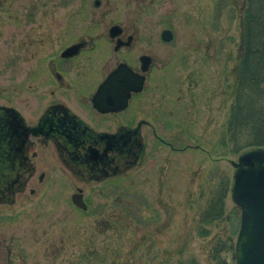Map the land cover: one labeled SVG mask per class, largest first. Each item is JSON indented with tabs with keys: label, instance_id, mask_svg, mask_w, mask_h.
Segmentation results:
<instances>
[{
	"label": "rangeland",
	"instance_id": "rangeland-1",
	"mask_svg": "<svg viewBox=\"0 0 264 264\" xmlns=\"http://www.w3.org/2000/svg\"><path fill=\"white\" fill-rule=\"evenodd\" d=\"M99 2L0 0V103L17 107L33 123L34 103L48 91L46 56L79 34L107 33L119 24L136 35L131 52L153 57L137 115L173 148L143 127L138 160L115 177L89 183L41 149L36 173L44 171L45 178H32L13 203L0 201V264H214L215 240H235L240 217L230 198L229 159L241 151L229 152L226 129L245 0ZM164 28L172 31L168 41L160 37ZM104 39L85 54H93L97 65L112 59L113 67L123 52H113ZM225 177L223 215L203 224ZM78 188L85 209L71 200Z\"/></svg>",
	"mask_w": 264,
	"mask_h": 264
},
{
	"label": "flooded vegetation",
	"instance_id": "flooded-vegetation-1",
	"mask_svg": "<svg viewBox=\"0 0 264 264\" xmlns=\"http://www.w3.org/2000/svg\"><path fill=\"white\" fill-rule=\"evenodd\" d=\"M94 4L100 2L94 0ZM110 27L107 33L79 34L63 45L59 53L54 50L46 56L42 66L48 71L44 78L48 91H40L45 96L34 103L37 111L33 123L17 107L0 103V201L14 202L15 194L23 191L32 178L39 182L45 178L44 171L36 173L41 149H49L58 164L76 180L89 183L115 177L138 160L143 149V127L151 128L158 140L173 148L155 132L150 120L138 116V108L135 109L139 95L146 89L153 57L145 51L131 52L137 46L134 33L125 32L119 25V31L112 35ZM102 37L113 52H123L113 67H109L112 59L108 65H97L93 54H85L98 49ZM72 45L78 47L63 54ZM143 56L149 58L145 70ZM120 63L143 75L141 88L128 89L126 99L121 88H107L102 96L101 84ZM20 117L24 120L23 130L18 122ZM10 123L15 126L14 131L7 128ZM73 195H80L76 197L85 201L81 188L71 194V199Z\"/></svg>",
	"mask_w": 264,
	"mask_h": 264
},
{
	"label": "trees",
	"instance_id": "trees-1",
	"mask_svg": "<svg viewBox=\"0 0 264 264\" xmlns=\"http://www.w3.org/2000/svg\"><path fill=\"white\" fill-rule=\"evenodd\" d=\"M240 25L242 38L236 66L235 101L230 105L226 129L231 154L251 146H264V0H245ZM219 141L225 145L221 137ZM222 181L217 188L220 195L209 202L201 216L203 224L223 215L222 201L229 178ZM207 233L202 228L201 234ZM210 256L214 264H234L233 236L226 240L218 237Z\"/></svg>",
	"mask_w": 264,
	"mask_h": 264
},
{
	"label": "water",
	"instance_id": "water-1",
	"mask_svg": "<svg viewBox=\"0 0 264 264\" xmlns=\"http://www.w3.org/2000/svg\"><path fill=\"white\" fill-rule=\"evenodd\" d=\"M95 3L98 4L99 0H95ZM119 28L117 24L112 25L109 32L113 35L119 31ZM160 36L168 41L173 35L170 29L164 28ZM77 47L78 45H72L66 48L63 54L71 53ZM142 58L144 60L142 69L145 70L149 58L148 56ZM143 78V75L132 72L127 64L120 63L103 81L99 94L104 96L102 92L107 90L106 85L118 81L123 85L122 96L126 99L129 95L128 89L139 90ZM18 122L22 125L23 118L20 117ZM7 128L9 131L15 130V126L11 123ZM21 129L23 130V125ZM140 140L141 137H138L139 151ZM229 161L234 168L229 189L230 198L240 209L239 228L234 245V264H264V146L256 145L246 148L237 155L235 160L229 159ZM76 196L80 195H73L72 201L77 206L86 208L83 200ZM9 203H12V200Z\"/></svg>",
	"mask_w": 264,
	"mask_h": 264
},
{
	"label": "snow or ice",
	"instance_id": "snow-or-ice-1",
	"mask_svg": "<svg viewBox=\"0 0 264 264\" xmlns=\"http://www.w3.org/2000/svg\"><path fill=\"white\" fill-rule=\"evenodd\" d=\"M122 86H123V85H121V83L118 82V81L106 85V87L109 88V89H119V88H121Z\"/></svg>",
	"mask_w": 264,
	"mask_h": 264
}]
</instances>
